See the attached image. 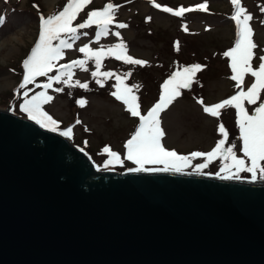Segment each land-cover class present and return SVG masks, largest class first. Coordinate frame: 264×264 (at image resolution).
I'll use <instances>...</instances> for the list:
<instances>
[{"label":"water","instance_id":"obj_1","mask_svg":"<svg viewBox=\"0 0 264 264\" xmlns=\"http://www.w3.org/2000/svg\"><path fill=\"white\" fill-rule=\"evenodd\" d=\"M0 264H264V181L101 170L0 110Z\"/></svg>","mask_w":264,"mask_h":264},{"label":"rangeland","instance_id":"obj_2","mask_svg":"<svg viewBox=\"0 0 264 264\" xmlns=\"http://www.w3.org/2000/svg\"><path fill=\"white\" fill-rule=\"evenodd\" d=\"M67 2L0 0V16L4 17V23L0 25V110H11L29 119L28 114L21 110V105L36 93L46 92L53 100L42 105V109L58 122L56 130L52 132L60 134L71 128L70 136L64 137L86 152L101 170L123 172L141 166L127 159V149L124 147L138 130L140 120L139 117L131 116L126 110L127 106L111 95L117 91L116 77L120 76L128 87L139 85L138 88L133 87V94L138 97L141 115L146 116L158 102L161 86L173 72H182L184 68L199 64L201 69L192 76L190 87L180 89V95L159 113L160 128L164 133L162 146L189 158L186 166L181 164L180 172L264 181V173L259 168L255 177L250 171H237L234 167L221 171L231 164L230 160L217 157L209 162L207 157L193 158L190 155L193 152H210L217 141L223 138L218 132V125L222 123L228 132L224 147L235 144L233 151L237 158L244 160L246 168L251 167V161L241 151L236 110L231 107L222 109L219 118L203 110L204 106L220 103L241 90L236 87L235 81L229 79L233 75L231 58L224 56L226 51L234 47L237 39L236 23L230 18L235 11L231 0H92L78 14L73 26L84 22L88 12L100 10L105 4L112 3L116 8L113 22L108 25L109 34L96 41L97 26L79 29L80 39L73 43L71 49L63 50V57L55 62L56 67L48 76L36 77L34 82L19 88L25 71L23 62L39 37L40 16L47 18L58 14ZM155 4L161 8L155 7ZM199 4H206V10L197 9L185 12L182 16L162 11L163 7L174 11L181 7L195 9ZM240 6L252 16L249 26L253 30L252 40L257 47L253 49L251 63L255 69L261 62L260 57L264 56V11L261 10L264 8V0H241ZM120 23L127 27L118 28ZM117 32L119 36L115 34ZM121 43L126 46V55L147 63L144 66L125 64L122 60H116L113 53L101 61L99 73H113L109 78L98 73L97 79L102 81L103 86L97 84L91 76V72L96 70L93 59L85 65L88 71L76 66L72 68L71 83L75 85L77 80L87 83V90L55 81L50 89L42 87L49 82V77L58 74L61 64L85 59L84 54L78 51L85 44L94 50L103 48L108 52L109 48ZM128 72L131 75L124 76ZM254 79L246 74L241 86L243 90L246 91ZM58 88L63 91H56ZM25 91L28 92L27 97L23 95ZM81 99L86 102L84 106L77 103ZM261 99L264 100V91L261 92ZM198 100H202L203 105ZM244 103L252 114L257 105H249L247 101ZM44 128L49 130L47 126ZM106 146L117 153L119 158L113 160L105 153L103 149ZM200 164H207V167L198 169ZM260 166L264 167V161L260 162ZM141 167H167L176 171L162 163H144Z\"/></svg>","mask_w":264,"mask_h":264},{"label":"snow or ice","instance_id":"obj_3","mask_svg":"<svg viewBox=\"0 0 264 264\" xmlns=\"http://www.w3.org/2000/svg\"><path fill=\"white\" fill-rule=\"evenodd\" d=\"M91 2L92 0H68L63 10L58 14L47 18L43 15L40 16L39 37L30 55L23 62L25 71L19 88L22 89L25 85L34 82L36 77L48 76L56 67L55 62L63 57V50L71 49L73 43L80 39V34H78L79 29H86L93 25L97 26L98 30L95 34L96 41H99L101 36H107L109 34L108 25L113 22V13L116 8L112 3L105 4L100 10L88 12L87 19L84 22L73 26V22L77 19L78 14ZM240 2L241 0H231V3L235 6V11L230 18L236 23L237 39L234 47L226 51L224 56L231 58L230 68L233 75L229 79L235 81L236 87L241 90L220 103L212 106H204L203 110L205 113L216 118H219L220 110L222 109L231 107L236 110L239 140L242 141L241 151L251 161V167L246 168L244 160L237 158L236 153L233 151L236 147L235 144L227 148L224 147L228 139V132L222 123L218 125V132L222 134L223 138L217 141L215 147L207 153L193 152L190 155L193 158L207 157L209 162L217 157H222L224 160H230L231 164L226 165L221 171H226L234 167L237 171H250L253 173V177H255L258 168L264 173V167L260 166V162L264 161V100L261 99V92L264 91V56L260 57L261 62L254 69L251 61L254 57L253 49L257 45L252 40L253 30L249 26V21L252 20V16L247 14V10L240 6ZM34 7L36 6L34 5ZM155 7L161 8L159 4H155ZM206 8V4H199L196 5L195 9L181 7L179 10L174 11L172 8L163 7L162 11L171 13L174 16H182L185 12H191L197 9L203 11ZM261 10L264 11V8ZM3 23L4 17L0 16V25ZM117 27L122 29L127 27V25L120 23ZM115 34L119 36L118 32ZM83 35H87V33H83ZM78 51L84 54L85 59L73 60L69 64H61L57 70L58 74L49 77V82L42 85L43 88H52V82L55 81L56 83L63 82L69 87L75 86L87 90V83H80L78 80L75 82V85L71 83L73 76L72 68L76 66L83 71H88L89 69L85 65L89 60L93 59L96 70L91 72V76L97 84L103 86L102 81L97 79L101 68V61L105 56L113 53L116 60H122L125 64L144 66L147 63L146 61L134 59L126 55V46L122 43L115 45L113 48H109L108 52H105L103 48L94 50L87 44L80 47ZM199 69H201V65L197 64L184 68L182 72H173L161 86L162 91L159 100L148 111L146 116L141 115L137 102L138 97L133 94V87L138 88L139 85L128 87L124 84V80L120 76L116 77L117 91L112 92L111 95L127 106L126 110L131 116L139 117L140 120L138 130L124 146L127 149V159L141 166L144 163H162L166 166H171L176 171L181 170V164L185 166L188 164V157L179 156L174 150L170 151L162 146L161 138L164 133L160 128L159 113L180 95V89L190 87L192 76ZM246 74H250L255 79L245 91L241 86L245 82ZM99 75H102L104 78H109L113 73L105 71L99 73ZM130 75V72L124 73V76ZM56 91H63V89L58 88ZM23 95L27 97L28 92L25 91ZM52 100L53 97L47 95L46 92H39L32 96L31 99H26L21 105V110L26 112L28 118L35 120L41 127L47 126L49 131H55L58 122L42 109V105ZM245 101L249 105H257L252 114L245 108ZM258 101L259 104H257ZM77 103L80 106H84L86 102L81 99ZM198 103L203 105L202 100H198ZM71 132L72 129L68 128L67 131H62L60 134L62 136H70ZM103 151L108 153L113 160L119 158V155L111 151L107 146ZM204 167H207V164L197 166L198 169ZM136 170L141 171L143 168L141 167ZM164 170H167V167ZM223 178L228 179L230 177L225 176Z\"/></svg>","mask_w":264,"mask_h":264}]
</instances>
